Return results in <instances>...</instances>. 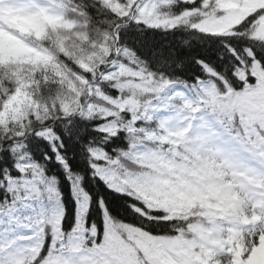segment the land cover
<instances>
[{"label":"trees","instance_id":"16d2710c","mask_svg":"<svg viewBox=\"0 0 264 264\" xmlns=\"http://www.w3.org/2000/svg\"><path fill=\"white\" fill-rule=\"evenodd\" d=\"M39 1L60 19L23 37L52 64L0 66V216L21 201L42 215L34 240L0 238V264H171L163 251L205 264L206 211L177 189L183 151L131 133L156 127L134 125L125 103L139 116L181 84L264 166V0Z\"/></svg>","mask_w":264,"mask_h":264},{"label":"rangeland","instance_id":"374dc122","mask_svg":"<svg viewBox=\"0 0 264 264\" xmlns=\"http://www.w3.org/2000/svg\"><path fill=\"white\" fill-rule=\"evenodd\" d=\"M128 1L132 8L137 7L140 0ZM114 7L126 15L127 12L119 4ZM252 7L250 1L246 8ZM139 8L140 15L153 11L148 7ZM44 17L50 22L60 19L39 0H0V66L15 70H41L52 64L48 54L23 37L27 33L33 37L41 35ZM13 28L15 31H12ZM224 31L230 33L229 30ZM169 87L175 99L187 100L186 91L170 85L164 88ZM26 97L17 93L8 104L3 118L11 124L18 123L20 117L17 114L24 109ZM125 104L134 116V124H156L158 128L152 132L133 127L132 133L141 134L153 143L181 145L187 155L185 162L190 165V175L178 178L184 183L177 185V189L187 195L193 206L201 205L207 211L210 227L200 232L206 264H231L233 248L237 247L241 248L243 264H264V171L258 164L235 143L228 141L220 130L217 134L215 130L219 128L210 119L209 125L205 124L208 121L201 119V125L194 129L191 127L190 134L185 136L189 128L188 120L175 115L171 119L161 116L169 109L164 102L152 103L140 116H137V101L132 99ZM153 154L160 156L156 152ZM190 176H194L195 181ZM21 229L17 226L18 231Z\"/></svg>","mask_w":264,"mask_h":264}]
</instances>
